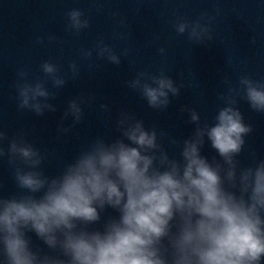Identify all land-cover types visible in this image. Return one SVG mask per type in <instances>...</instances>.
Segmentation results:
<instances>
[{
    "label": "clouds",
    "instance_id": "clouds-1",
    "mask_svg": "<svg viewBox=\"0 0 264 264\" xmlns=\"http://www.w3.org/2000/svg\"><path fill=\"white\" fill-rule=\"evenodd\" d=\"M97 11H103L98 0ZM222 14L216 2L195 18L176 14L172 28L189 45L210 47ZM66 18L65 32L74 36L91 27L90 15L80 8L68 10ZM112 18V38L128 40V17L113 12ZM45 41L62 42L53 33L36 38L37 44ZM250 43L256 44L255 36ZM157 51L165 67L137 70L124 85L150 109L165 113L192 85L168 74L167 45ZM131 52L118 51L101 36L93 47H81L79 58L91 72L98 60L119 67ZM39 72L18 68L12 86L19 111L44 117L58 111L53 101L69 79H80L81 63L72 60L65 70L48 59ZM215 95L222 106L212 122L194 106L180 107L194 126L183 139L121 108L114 121L118 135H97L55 175L44 167L54 153L36 147L23 130L10 137L0 128V161L10 165L17 189L5 195L0 183V264H264V158L252 153L250 164L240 158L254 127L239 107L243 100L264 114V80L241 74L234 84L225 75ZM95 100L81 93L67 101L58 139L84 122L85 108ZM99 109L111 115L108 103ZM206 146L216 155L209 158Z\"/></svg>",
    "mask_w": 264,
    "mask_h": 264
},
{
    "label": "water",
    "instance_id": "water-1",
    "mask_svg": "<svg viewBox=\"0 0 264 264\" xmlns=\"http://www.w3.org/2000/svg\"><path fill=\"white\" fill-rule=\"evenodd\" d=\"M216 2L223 14L216 25L215 43L210 47L189 45L186 37L176 36L171 23L176 14L195 18L205 10H212ZM98 3L103 6L102 12L97 11V0H0V128L10 137L23 130L36 147L54 153L44 165L50 175H55L82 145L97 135H118L114 121L121 108L135 112L147 126L158 125L183 139L191 134L194 126L186 123L187 114H182L180 107L194 106L203 119L212 122L222 106L215 95L222 76H229L234 84L241 74L264 80V0H98ZM137 7H141L139 14ZM72 8H80L91 17V27L78 37L65 32L66 12ZM113 12L128 17L131 36L126 41L112 38ZM48 33L55 34L62 42L36 43L38 36ZM155 35L160 39L154 40ZM101 36L118 51L129 47L132 52L119 67L98 60V67L90 72L87 62L80 61L79 49L93 47ZM253 36L255 45L250 43ZM164 45L168 47V74L192 87L182 89L181 95L173 98L169 110L160 113L150 109L138 93L125 87L124 81L131 79L137 70L156 73L165 67L157 51ZM229 58L233 61L231 64ZM48 59L65 70L70 61L78 60L80 79H69L60 90L58 99L53 101L58 106L56 113L38 117L26 110L19 111L12 86L17 69L23 67L34 76L42 75L39 65ZM81 93L95 95V106L86 107L84 122L68 136L58 139L57 126L67 101ZM101 103L110 105V116L100 112ZM239 107L246 122L254 127L253 133L246 137L247 144L240 157L245 164H250L252 153L256 158H264V114L252 111L243 100ZM175 151L178 155V149ZM204 153L209 158L216 155L207 146ZM0 183L5 195L17 191L6 160L0 161Z\"/></svg>",
    "mask_w": 264,
    "mask_h": 264
}]
</instances>
